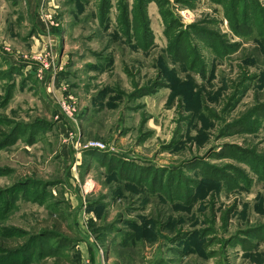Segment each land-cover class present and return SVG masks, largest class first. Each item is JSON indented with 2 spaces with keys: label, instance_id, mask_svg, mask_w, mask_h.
I'll return each instance as SVG.
<instances>
[{
  "label": "rangeland",
  "instance_id": "obj_1",
  "mask_svg": "<svg viewBox=\"0 0 264 264\" xmlns=\"http://www.w3.org/2000/svg\"><path fill=\"white\" fill-rule=\"evenodd\" d=\"M0 264H264V0H0Z\"/></svg>",
  "mask_w": 264,
  "mask_h": 264
},
{
  "label": "built area",
  "instance_id": "obj_2",
  "mask_svg": "<svg viewBox=\"0 0 264 264\" xmlns=\"http://www.w3.org/2000/svg\"><path fill=\"white\" fill-rule=\"evenodd\" d=\"M62 107H63V109L68 113H70L71 114V112L69 111V109H70V106H66L65 105V102H63L62 103ZM74 109V108H73ZM72 136V135H71ZM89 146H91V147H98V146H100V144L99 143H96V142H92V143H90L89 144Z\"/></svg>",
  "mask_w": 264,
  "mask_h": 264
}]
</instances>
